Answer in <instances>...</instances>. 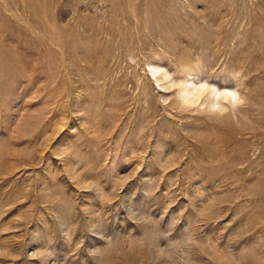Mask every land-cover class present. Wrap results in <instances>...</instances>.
I'll list each match as a JSON object with an SVG mask.
<instances>
[{"label": "rangeland", "instance_id": "obj_1", "mask_svg": "<svg viewBox=\"0 0 264 264\" xmlns=\"http://www.w3.org/2000/svg\"><path fill=\"white\" fill-rule=\"evenodd\" d=\"M0 264H264V0H0Z\"/></svg>", "mask_w": 264, "mask_h": 264}]
</instances>
